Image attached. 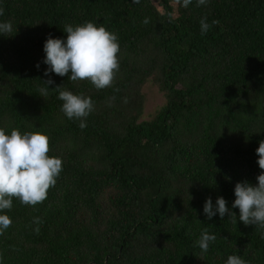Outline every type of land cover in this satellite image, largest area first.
Listing matches in <instances>:
<instances>
[{"label": "trees", "instance_id": "16d2710c", "mask_svg": "<svg viewBox=\"0 0 264 264\" xmlns=\"http://www.w3.org/2000/svg\"><path fill=\"white\" fill-rule=\"evenodd\" d=\"M196 2L0 0V22L17 29L0 35V128L46 134L63 168L43 203L13 199L0 213L13 222L0 235L2 264H264V239L232 208L235 184L256 186L262 171L264 0ZM204 17L218 23L201 35ZM85 22L118 35L112 87L44 75L48 36L66 40L65 25ZM149 83L164 104L141 121ZM57 86L92 99L86 128L61 111ZM221 196L236 223L206 218V199ZM204 228L217 239L202 254Z\"/></svg>", "mask_w": 264, "mask_h": 264}, {"label": "clouds", "instance_id": "9594fccd", "mask_svg": "<svg viewBox=\"0 0 264 264\" xmlns=\"http://www.w3.org/2000/svg\"><path fill=\"white\" fill-rule=\"evenodd\" d=\"M132 2L139 3L140 0ZM209 2L210 0H197L196 6H207ZM177 3L187 8L192 0H177ZM4 12L5 9L0 7V16H3ZM143 23H149L148 18H145ZM217 23L218 21L213 20L210 25L206 17L201 18V35H206L210 27ZM14 30L17 29H14L11 22H0V35L11 36ZM63 31L67 33L66 40L49 35L44 43L43 63L48 66L44 75H68L69 80L73 82L86 80L97 90L112 87L120 71L118 35L104 26L98 27L93 22L76 26L68 24ZM36 67L39 69V63ZM54 83L51 78L44 81V87L38 90L40 95L46 97L49 92L48 85ZM54 89L59 93L58 98L63 101L61 111L65 116L70 120H79V127L86 128V119L95 110L92 99L82 94H73L62 86ZM49 151V137L46 134L21 133L13 129L10 135H7L5 130L0 128V213L12 209L13 199H18L22 205L33 207L47 199L49 189L55 187L63 170L62 159L50 157ZM256 153L259 157L258 166L262 170L256 177L258 184L253 186L247 181L237 182L232 208L239 209V221L245 226L255 225L264 239V140L260 141ZM203 212L208 220L218 213L221 218L228 214L233 223L237 222L236 214L230 211L222 196L216 199L215 206L211 197H208ZM12 223L8 215L0 214V235H3ZM33 223L37 225L35 232L38 234L42 220L36 217ZM216 239L215 234H210L208 228H204L195 244L203 254L209 251V245ZM2 259L0 256V264ZM225 264L247 262L238 255H229Z\"/></svg>", "mask_w": 264, "mask_h": 264}, {"label": "rangeland", "instance_id": "374dc122", "mask_svg": "<svg viewBox=\"0 0 264 264\" xmlns=\"http://www.w3.org/2000/svg\"><path fill=\"white\" fill-rule=\"evenodd\" d=\"M144 94V112L140 119L141 121L151 119L155 112L164 104L163 96L158 92V89L149 83L143 89Z\"/></svg>", "mask_w": 264, "mask_h": 264}]
</instances>
